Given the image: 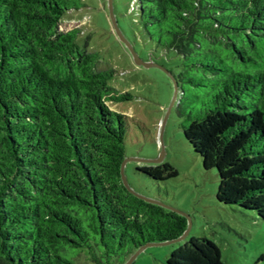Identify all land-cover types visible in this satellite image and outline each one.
Listing matches in <instances>:
<instances>
[{"label":"trees","instance_id":"1","mask_svg":"<svg viewBox=\"0 0 264 264\" xmlns=\"http://www.w3.org/2000/svg\"><path fill=\"white\" fill-rule=\"evenodd\" d=\"M83 6L0 0V264H123L188 227L122 181L128 115L111 105L131 94L109 84L116 70L100 66L88 38L79 43L82 27L60 28ZM129 9L144 41L182 58L178 90L188 82L201 101L183 133L216 168L217 199L264 219V0H131ZM136 170L156 182L178 175L166 160ZM165 264L225 262L213 239L190 236Z\"/></svg>","mask_w":264,"mask_h":264},{"label":"rangeland","instance_id":"2","mask_svg":"<svg viewBox=\"0 0 264 264\" xmlns=\"http://www.w3.org/2000/svg\"><path fill=\"white\" fill-rule=\"evenodd\" d=\"M81 1L87 6H83L77 16L65 17L60 28L82 27L79 43L83 44L88 38V49L100 54V66L116 70L109 84L131 94L130 99L111 105L128 115L125 145L129 159L124 167L127 180L138 193L181 210L188 219V232L183 239L148 244L130 264H165L172 250L190 236L213 239L221 249L225 264H264V219L258 218L253 210L217 199L216 168H204L201 156L184 136L182 124L195 116L201 101L194 99L196 90L188 82L179 83L185 92L178 90L174 99V77L181 69V56L144 41L134 22L135 13L129 9L131 0H113L121 33L146 62L136 63L130 48L113 26L108 0ZM160 139L165 149L163 160L178 170L176 177L165 182H156L136 170L137 166L159 156ZM87 255L93 257L90 253ZM95 256L101 257L104 263H112L115 257L107 258L98 248ZM90 263L94 264L91 258L87 261Z\"/></svg>","mask_w":264,"mask_h":264},{"label":"water","instance_id":"3","mask_svg":"<svg viewBox=\"0 0 264 264\" xmlns=\"http://www.w3.org/2000/svg\"><path fill=\"white\" fill-rule=\"evenodd\" d=\"M108 8H109V13H110L111 21H112V23H113V26H114L115 30L117 31V33H118V35L120 36V38H121L123 41H125L126 44L128 45V47L130 48V50H131V52H132V54H133V57H134L136 63H138V64H142V63L144 64V63H145V64H146V62H144V61L138 56V54H137V52L135 51V49H134V47L132 46V44H131V43H130V42H129V41L123 36V34L121 33V31H120V29H119V27H118V24H117V20H116L115 15H114L113 0H108ZM174 86H175V93H174V99H175V97H176V95H177V92H178V84H177V82H176L175 77H174ZM159 143H160V145H161V150H160V154H159V156H158L157 158L147 160L148 162H151V163H158V162H161V161L163 160L164 155H165V149H164V143H163V140L160 139V140H159ZM128 159H129L128 157H125L124 160L122 161V164H121V177H122V181H123L124 185L129 189V191H131V192L134 193L135 195H137V196H139V197H141V198H143V199H145V200H148V201H152V202H155V203L161 204V205H163V206H166V207H168V208H170V209H173V210H175V211H177V212H179V213H181V214H183V215L186 216V214H185L184 212H182L181 210H179V209H177V208H174V207H172V206H170V205H167V204H165L164 202H162V201H160V200H158V199H154V198H152V197L144 196V195L138 193L137 191H135V190L130 186V184H129L128 180H127V177H126V175H125V172H124V167H125V164H126V162H127ZM186 217H187V216H186ZM187 232H188V227L186 228V230L184 231V233H183L182 235L178 236L177 238H174V239H171V240H166V241H161V242H158V241H157V242H156V241H154V242H150V241H149V242H147V243L141 245L138 249H136V251H134V252L130 255V257L128 258V260H127L126 262H124L123 264H130L131 261L135 258V256H136V255H137L142 249H144L145 246H147L148 244H155V243H168V242H172V241H175V240H180V239H183V238L186 236Z\"/></svg>","mask_w":264,"mask_h":264}]
</instances>
